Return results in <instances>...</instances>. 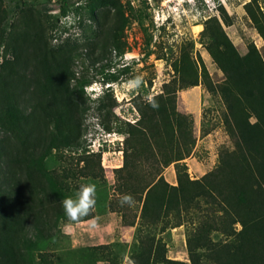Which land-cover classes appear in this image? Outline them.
<instances>
[{
	"label": "trees",
	"instance_id": "trees-1",
	"mask_svg": "<svg viewBox=\"0 0 264 264\" xmlns=\"http://www.w3.org/2000/svg\"><path fill=\"white\" fill-rule=\"evenodd\" d=\"M115 3V0H86L87 14L108 30L100 28L98 41L87 42V37L81 47L76 41L68 40L51 44L47 37L50 22L44 19L45 24L38 23L39 15H36L35 34H30L28 23L25 30L17 32L22 39L19 44L26 43L25 50L32 49L31 59L36 62L32 76L37 98L43 101L38 108L41 119L46 125L49 120L53 127L48 134L30 141L28 121L23 122L13 102L6 106L5 114L12 118L15 137L5 157L11 166L20 169L25 182L9 191H2L0 186V264H56L53 256L38 250V246L56 235L60 220H68L62 201L70 193L57 174L45 169L43 162L52 149L80 146V96L92 78L80 70L76 75L72 65L74 57L82 55L83 48L91 50L94 64L109 51L105 33L115 37L121 31L117 22H110L111 6ZM246 11L264 38V25L256 18V12L247 5ZM115 14L120 15L121 11L116 9ZM5 18L0 12V42L4 40ZM210 21L201 34L208 37L205 47L224 76L217 87L225 106L224 127L232 147L219 151L218 163L212 169L191 178L183 160L190 155L194 138L186 116L175 109V91H168L165 86L153 96L157 108L151 107L149 101L135 105L139 118L128 124L122 164L115 168L117 197L131 194L141 201L139 227L168 222V216L174 213L178 220L181 213L188 220L194 214L192 217L197 221L192 222L185 238L188 261L166 258L162 244L158 246L154 237L145 235L137 240L136 250L130 256L133 264H264V64L252 44L246 53L239 54L220 24L215 21L210 25ZM105 67L102 63L96 69L104 74ZM85 70L88 71L86 67ZM178 70L180 87L196 85L200 77L205 87L214 90L205 71L198 74L187 55L182 57ZM106 79L115 76L107 74ZM7 150L2 146V152ZM142 163L147 166L146 176L137 170ZM170 163L175 170V184L168 183L161 175L157 177L156 165L164 168ZM93 170L96 171L87 164L80 172L93 176L96 173ZM120 198L111 199L110 208L118 205L129 213L130 205L121 203ZM132 223L131 219L129 224ZM215 232L224 238H213ZM99 246V249L105 247ZM87 249L78 248L76 258L80 264L86 263ZM109 257L107 253L106 258L111 262Z\"/></svg>",
	"mask_w": 264,
	"mask_h": 264
},
{
	"label": "rangeland",
	"instance_id": "rangeland-1",
	"mask_svg": "<svg viewBox=\"0 0 264 264\" xmlns=\"http://www.w3.org/2000/svg\"><path fill=\"white\" fill-rule=\"evenodd\" d=\"M115 1L111 6L110 22H117L121 31L115 37L105 33L109 51L107 49L94 64L91 50L83 48L82 55L74 57L72 65L75 74L80 70L92 78L80 96V146L52 149L43 162L47 171L59 176L70 196H74L82 184L94 183L96 206L87 219L60 220L56 235L40 243L38 250L48 252L56 264H80L76 256L82 246L88 248L86 252L89 255L84 257L86 263L83 264H133L130 256L136 250L137 240L147 235L154 237L158 246L162 244L166 258L188 261L185 238L192 222L197 221L196 217H192L194 214L188 220L181 213L178 220L174 213L168 216V222L157 221L155 225L139 227L141 201L134 199L129 213L118 205L115 209L110 208L109 201L120 198L117 197L115 168L122 164L128 124L135 123L139 118L135 105L148 102L165 86L166 90L175 91V109L186 116L194 138L191 153L183 160L189 176L198 178L218 163L219 151L232 147L224 127L225 106L217 87L224 76L209 55L205 47L208 37L201 31L209 19L210 25L217 21L239 54L246 53L248 45L252 44L264 64V38L246 11V5L251 7L264 25V0ZM85 4L86 0H0V12L6 16L4 40L0 42L2 191H9L14 185L20 188L25 182L20 169L11 166L5 157L15 137L12 118L5 114L6 106L13 102L22 114L23 122L28 121L26 128L30 141L48 134L53 127L49 120L46 125L41 119L42 113L38 108L43 101L37 98L32 76L36 62L31 59L32 49L25 50L27 44H19L22 39L17 32L25 30L28 23V26L31 25L30 34H35L36 15H39L38 23L45 24L44 19L50 22L47 37L51 44L68 40L76 41L81 47L87 37V42L98 41L100 28H107L97 25L87 14ZM114 8L121 14L116 15ZM96 16L98 18V14ZM184 55L193 63L198 74L205 71L214 90L205 87L200 77L196 85L180 87L178 67ZM4 62L6 64L2 65ZM102 63L106 67L104 74H99L96 68ZM107 74L115 76V79H106ZM137 79L140 81L138 86L134 85ZM4 145L8 149L5 153L2 152ZM87 164L96 170H93L95 175L80 172ZM146 168V164L142 163L137 170L146 176ZM156 170L157 177L161 175L168 183L175 184L173 163L164 168L157 164ZM132 214H136L134 218H131ZM131 219L133 223L129 224ZM177 221L182 223L175 227L171 225ZM139 229L141 232H138ZM212 236L215 239L224 238L219 232ZM99 245H105V250L99 249ZM91 246L92 249H89ZM107 253L111 262L106 258Z\"/></svg>",
	"mask_w": 264,
	"mask_h": 264
},
{
	"label": "clouds",
	"instance_id": "clouds-1",
	"mask_svg": "<svg viewBox=\"0 0 264 264\" xmlns=\"http://www.w3.org/2000/svg\"><path fill=\"white\" fill-rule=\"evenodd\" d=\"M139 79L134 81V85L138 86ZM151 107L157 108L158 103L150 98ZM97 190L94 183L82 184L74 196H67L63 199V210L66 217L71 221H77L82 217H86L96 206ZM121 203L131 205L134 203V198L131 194L121 196Z\"/></svg>",
	"mask_w": 264,
	"mask_h": 264
},
{
	"label": "crops",
	"instance_id": "crops-1",
	"mask_svg": "<svg viewBox=\"0 0 264 264\" xmlns=\"http://www.w3.org/2000/svg\"><path fill=\"white\" fill-rule=\"evenodd\" d=\"M169 177H170V178H171V177L175 178L174 175H173V176L169 175Z\"/></svg>",
	"mask_w": 264,
	"mask_h": 264
}]
</instances>
